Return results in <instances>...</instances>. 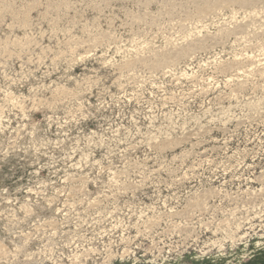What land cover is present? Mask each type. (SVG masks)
I'll return each mask as SVG.
<instances>
[{
    "label": "rangeland",
    "instance_id": "rangeland-1",
    "mask_svg": "<svg viewBox=\"0 0 264 264\" xmlns=\"http://www.w3.org/2000/svg\"><path fill=\"white\" fill-rule=\"evenodd\" d=\"M0 257L264 264V0H0Z\"/></svg>",
    "mask_w": 264,
    "mask_h": 264
},
{
    "label": "bare ground",
    "instance_id": "bare-ground-1",
    "mask_svg": "<svg viewBox=\"0 0 264 264\" xmlns=\"http://www.w3.org/2000/svg\"><path fill=\"white\" fill-rule=\"evenodd\" d=\"M243 2H249V1H253V0H242ZM206 10H208V6H206V8H205ZM3 250H4V248L1 250L2 252H3ZM10 250V249H9ZM1 258V257H0Z\"/></svg>",
    "mask_w": 264,
    "mask_h": 264
}]
</instances>
